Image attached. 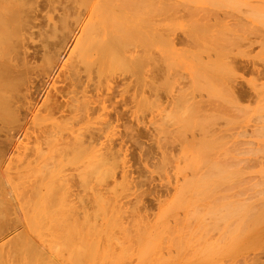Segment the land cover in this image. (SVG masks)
Returning <instances> with one entry per match:
<instances>
[{"label": "bare ground", "instance_id": "1", "mask_svg": "<svg viewBox=\"0 0 264 264\" xmlns=\"http://www.w3.org/2000/svg\"><path fill=\"white\" fill-rule=\"evenodd\" d=\"M160 1L161 0H46L47 2L46 4L49 6V11L47 10L48 12L45 13L46 9H44L45 11L43 12L45 14L44 15L40 14V15L44 17V21L47 27H46V30L44 31L43 29L39 30L38 28L40 27H38L37 29L39 30L38 31L39 35L41 36V40L43 42H47V43L50 42V43L55 44V51H56L55 54H57V56L55 54H54L55 56L54 55L52 57L50 56L51 58L49 59V62H59L60 61V64H61L63 62L61 61L63 57H66L65 59L66 62L63 63V65H66L68 69V74H70L72 77V80H73L72 83H74L75 85V88H73V90H71L70 92L68 91L69 97L66 96L68 97V100L67 101L64 100L65 104L68 106L69 114L65 116V119L59 120L51 115L45 114L46 112L43 114L44 111H42L43 106L45 107L44 110L46 111V108L48 109H53V107L57 108L56 105L60 104L58 102L59 96H58V93L56 92V90L58 91L59 89H57L54 83V80L50 77V74L48 73L47 76H45L48 79L46 81L48 83L47 85L48 88L46 90V87H45L44 90H46V92L43 95L44 96V99L42 98L43 101H41L35 95L36 93L35 85L36 84L34 85L30 84L31 81L32 83H34V81L32 80L34 78L30 76L32 78L30 79L29 78L30 73L28 74L27 70L26 71L23 70V68L30 67L31 65V62H30L31 60L30 58H28L30 57L28 53L29 49L28 50L26 49L25 44L28 45L29 47V44L26 42L34 41V38H35V36L33 37L32 35L33 34L35 35L33 28L38 25V23L35 20L39 18L38 17L39 11L37 13L39 0H0V126H2V128H6V131L8 133L6 134L7 136L5 135L6 137H4L5 140H3V142L0 139V264H223V256L228 254V253L227 254L224 253L225 248H226V251H228L227 247L234 246L235 239H237L236 235L238 236L239 234V233L238 234L236 233L239 232L240 227H238L239 229L237 228V226L234 228L235 225L233 224L237 223L236 219L237 218L239 219L240 215L242 218L246 217L245 212L243 213V210L245 211V209L247 208L245 209L242 208L241 206L243 204L239 205V203L241 202L243 203V201L245 200L238 202L237 204V201L235 202L234 195L228 192L230 191L229 188L233 184L231 185L230 183L229 185L230 187L227 186L226 190L228 191L226 193H229L228 195H230L231 198L234 197L233 199L234 201H232L231 198H228L229 200H227L225 197L226 193H224L225 196L223 195V186L227 184V182L229 184L230 180L232 181V179H230L231 177L233 178V181L236 183V180H238L237 173L238 175L239 173L241 174V171H238L239 169L238 170L235 169L233 171V169L231 168V163L229 167L228 166L227 167L232 169V171L230 169H227L226 166H223V153L224 152L225 153L226 152L228 153L237 152L238 154V152H244L245 154L248 152L250 153L252 152L253 154L255 152H258V153L264 152V128H262L264 124L259 125V128H262L260 129V131L255 130L258 128V127L255 128V125L252 126L254 128L252 131H250L251 129H249L248 126L246 127V130L250 132H253L255 130L256 133L254 132L255 133L254 135L256 139L254 140L252 139L246 140L245 138H241V136L243 135L246 136L247 134H250L253 137V133L252 134L249 132L246 133V131H244L243 129L242 130L246 133V135L244 134V132H242V130L241 132L243 133V135L238 134V131H237V134H235L236 133L235 130H234V134L232 133L233 132L232 129L233 128L237 129L238 125L236 126V124H239L240 122V120L239 122L236 121L235 118L236 117L240 118V115H241L240 113H242V115L244 113L245 114L249 113L248 110L243 111L244 110L243 107H242L243 109L242 111L244 113L242 111L238 113L241 110V109L240 110L238 109L240 105H238L239 107L237 108L236 104L238 103V101L235 102V104H234V101L236 99L233 101V98L235 97L233 96L234 94L239 93V95L240 94L242 95L244 94V92L246 93V91L248 90H243V88L242 89L237 88L238 86H236V84L238 82L235 84L237 88L236 90V88L233 86L234 83L232 84V81H231V79L236 78L232 76V71H231V69L234 67H232L229 70V67H227L226 65L227 63L221 60V58L224 57L222 56V54L225 55V57H227L228 54L232 53L231 51H230L231 53H229L228 50H224V48L226 49L225 46L228 43L230 45L231 43H235V41L232 42V40L235 39V37L234 38L232 37L233 34L231 36L233 39L227 40L229 39L228 38L229 36L226 33L225 34L228 37L224 34V32H226L225 31L226 29L222 31L221 28H219L222 31V35H223V39H221L223 40L222 41L223 44H225V46H223L221 41H219L220 38H222L221 37L222 35L219 34L220 30L217 28H215V30L213 29L215 34L218 33L215 36V34H213V30L211 29L214 27V25L212 24L213 25L212 26V25L207 24L208 22L204 19L205 14L203 16L200 15L201 17H198L199 15L198 13L201 11L198 10L197 11L198 13L196 12L198 8L196 4L194 6L193 4L190 5L191 2L196 3L197 1L195 0H194L195 2L191 0L189 4L187 3V6L188 5L191 7L193 6L194 8L195 6L197 7L196 10H194V8L192 7V9L195 12L191 9V7L189 9V6H188L187 7L188 9H185V12L186 13L188 12L187 15L185 12L179 15L177 13L179 17L181 15L182 16L186 15L183 17L189 16L186 22L190 20V23L187 24V26H191L193 24L191 28L197 27V29L195 28L194 31H192L191 28H187V27H184L183 29L184 30L187 29L186 30V32H188L187 34H189V36L191 35L193 36L192 39L195 40L198 46L201 45L200 47H202V45L205 44L202 48L206 49L207 51L200 50V52L201 54H203V52H206V53L208 52L209 54L207 55L209 57L208 58L209 61L205 59L206 57L205 58L203 57L204 62L207 61L206 63H204L201 60L203 59L201 58L202 55L200 53L199 55L197 52L194 53L196 50L192 52L190 50H187L189 51V53L191 52L193 55L195 54L194 56H189V58L192 57L190 59L186 58L187 54L183 52L181 53H183L184 56L182 55L180 57V54H181L180 53L179 57L176 56L175 59L172 57L174 59L172 60L175 61L176 64L178 63V66L179 64H182L183 62L187 63L188 66L186 68L188 70V74L190 75V78L188 80L192 82L191 85H193V88H194L191 90L192 91L197 90L196 93L199 92L198 93L199 95L198 96L195 95V96L199 97L198 98L199 100L198 99L197 100L200 102L195 100L196 97L194 96L195 97L194 101L196 104L193 105L194 102H192V99L190 102L191 104H188L189 102L186 103L187 105H189V107L193 105L192 106L193 110L191 109L192 113H190V109L189 110L185 109L187 107H184V106H183L184 108L181 107L186 102L187 97H186V100H184L185 102L183 101V104H181L182 100H180L181 103L179 102V100H177L179 104L181 105L180 106L178 104V106H180V109L181 108L183 109V110L181 109V111L182 112L184 111L183 113L180 112L182 116L180 117V113L178 114L177 110L175 109L176 111L174 114H178L179 118L177 117V115L174 116L173 112H170L172 115L170 114L169 115L170 117H169L166 113L167 109L165 108L166 117L167 118L169 117L168 119L172 121L171 124L176 123V122L178 124L180 122L182 125L184 123L182 127H184V130H187V132L184 134L183 140L181 139L182 136L178 138L180 141L177 139L181 143V145H179V143L177 144L179 146H182L183 148H188V152H182L183 155H181L180 156L181 158H180V157H176L175 152L173 151V154L175 155L174 157V155H172V152H169L170 150H168V147L166 146L167 148L165 149H167L166 151H168L169 156L168 155L167 157L165 156L167 154L165 152V149L163 151L165 153H163L162 156L166 158V159L164 158L166 164H169V165L172 164L171 167L176 168L177 167L176 164H173L172 162H175L177 160L180 163L181 159L186 162L187 167H185L186 169L184 168L181 169L180 170L181 172L179 174L180 166H178L179 167L178 171L174 172V174L176 175L179 174L180 177L175 176V178L177 177V179L175 180L174 178L173 183L171 181L173 178H171V180H166L164 177V179L168 182L167 184L164 183L166 184L165 186L167 187V189H165L162 186L161 187L166 190L165 193H169L168 196L170 195V193L172 194V196L171 197L169 196L170 197L169 198L167 195L165 196L163 195L164 197L167 196L169 199L166 197L168 201L167 203L165 201V204L160 207L161 208L159 210L160 212L158 216L155 217V219L150 218L151 215L152 214L154 215L155 213L152 207L150 210H153V213L150 215L148 212L147 214V216L149 215L148 217L146 215L143 216L142 213H141L142 215L139 213L138 207L135 206L137 205L135 201L137 203L140 202L139 200H137L139 198L135 197L136 200L134 198L132 199L134 202L132 201L127 202L128 200L126 198L131 197L132 194H133L132 197H134L135 190H134V185L131 184L132 171H130L129 169L130 168L128 165L129 161L126 158L127 157L126 155L128 154H125L126 152L124 153L123 151L124 148L122 147L124 145L122 144V141L121 142L116 141L117 140L116 137L118 133L117 131L119 130V129L117 130L118 125L116 124L118 123L117 122L118 120L117 118L116 120L111 119L112 117L110 118V115H109L110 113L108 114L102 111H101L102 113H99L100 112L99 110L104 111L110 107V106L108 107L107 102L105 103V101L108 100L107 97L110 96L109 94L111 90L110 91L108 90H109L110 85L114 84L112 80L114 78L117 79L116 77L120 78L123 76V79H120L122 80L121 82L122 87L121 86L120 87L123 89V92H128V94L130 95V102L132 103L131 106L133 105L131 114L133 116L132 118L136 120L137 127H139V125H142L145 122V119L147 118V116L150 115L148 118L151 117L150 119L152 120H150L151 122L149 123L152 124L153 122L155 124V126L153 125L154 126L153 128H154V131L156 132V135L159 137V139H162V141H164L165 139L167 140L168 137H171L174 135L173 133H171V131L173 130L169 131L168 127H166V125H163L165 124V122H163V124H160L161 118L165 121L166 117H165V114L164 116H162L164 112L163 113L159 112L160 111L159 109L161 108L160 106H162L163 103L162 105L159 106L161 101L159 102L158 98L159 96L162 95L163 91L161 92V95H160L159 94L160 92L158 93V89H159V84H160L159 81L162 78V76L160 77L162 73L161 57L164 54H166L164 52V47L165 46L169 47V44H171L167 42L168 43L167 45L165 43V39L163 37H159L160 32H161L160 29L163 28L161 27V25L159 28V24H162L159 21L161 20L163 22L165 21V19H169V15L173 12L172 10L175 6L174 7L170 6L172 7L170 10V7H169L170 3L167 4L169 1L166 4H165L166 2L165 0H162L161 3ZM181 1L182 0H178L175 2V0H173V2L171 1V3H174L173 5H175L176 3L177 5V2H178V6L182 7L183 5L180 6L181 3L186 4V2H188V0L186 1L184 0L182 2ZM211 1L210 3L208 2L211 5V8H212V5H215V3H213L214 1H217L216 8L217 6H219L218 4H221L222 6V4L225 3L224 1H226L227 3L230 1L232 2V5L230 4L229 6L228 5L229 3L228 4L225 3L223 6L224 7L234 6L235 9H237L236 11L239 10L237 8L238 4L240 5L243 3V2L241 3L238 0L237 2L233 0L235 3H233V1L231 0L229 1L228 0H224V1L214 0L212 3ZM251 1L249 2L251 3ZM259 1L257 0L256 2H259ZM179 2L181 3L179 4ZM260 2L261 3L259 4L256 3V5L251 3L253 7L250 6L251 7L250 11L248 10L249 7L247 8L245 6L247 8L246 10H248V12H250L251 14L250 13L247 14L246 10H244V12H246L248 16L251 15V18L253 21L256 20L257 22H259L257 23V25L252 23L255 28L264 27V0ZM236 3L238 4L236 5ZM246 5L248 6V4ZM185 6L186 5H184V7ZM221 6H219L218 8L220 9ZM208 7H205V8H208ZM211 8H208V9L212 10L213 8L212 9ZM216 8L213 9V11L218 10ZM39 9H40V6H39ZM163 9L166 10V13L168 14H167V17L165 18L166 16V13H165V16L163 17L164 19L163 18L160 19V17H162L161 14L163 15L165 12V11L163 12ZM161 10L163 13L161 12ZM167 10H170V13L169 11L167 12ZM158 11H160V13ZM174 11H176L175 8H174ZM182 11H184V9H182ZM234 14H231V15H234ZM156 15H160V17L157 18ZM195 18H197L198 20ZM41 21L43 22V20ZM204 21L207 22L206 24L209 26H207L206 24L203 25ZM247 22L248 21H246V23ZM194 23L196 24L194 25ZM235 23L236 22L232 24H235ZM215 24H217V22ZM252 24H251V27L254 29ZM258 24H260L261 26L260 25L258 26ZM184 25H186V23ZM43 26L45 27V24ZM224 26L226 27V25ZM227 27H228V24H227ZM242 27L243 29L246 28L244 24ZM165 28L168 29L169 28L168 25ZM227 30H229V27ZM258 30L256 29V31ZM180 31H178V33ZM193 32L194 33L196 32V33L194 34ZM231 32L234 33V31H231ZM261 33H264V31ZM195 35H196V38H194ZM262 36L264 37V35ZM161 39L164 41H161ZM174 39L176 40V38ZM198 40L199 41L201 40V42H199ZM37 42H40V41H37ZM163 42L165 43L164 47H163ZM245 42H246V39H245ZM188 43L190 44V42ZM218 44H220V46L222 45L223 47L221 48L220 46H218ZM228 45H227V48L230 47V45L229 46ZM42 46H45V43ZM191 46H193L192 43H191ZM209 46L212 48H210ZM32 47H35V46H32ZM32 47L30 49H33ZM160 47H163V48H160ZM241 47L243 46H240V48ZM220 48L224 50V53H220L221 52ZM216 49H218L219 52L218 51L215 52ZM168 50H165V51H168ZM208 50L209 51L211 50V52H214V54L215 53L221 54V55H218L220 57L218 61H216V59L212 61V58L210 57L211 54ZM174 51H172L171 49L169 50V52L172 54L176 52ZM37 52L38 51H36L35 54L33 53L32 55L36 56ZM239 54L240 53H238L237 55ZM42 55L44 56V54ZM39 56L40 55H38V57ZM59 56L62 57V59H60ZM216 56L217 55H215V57ZM233 56L234 58H236L235 55ZM163 58H165L164 60H167L171 57H169V55L166 54L164 55ZM33 59H35V61L38 60L36 59V57ZM253 59H256V58L254 57ZM39 60H40V57H39ZM223 60H226V59H223ZM41 62L42 61H40L39 63L41 64ZM171 62L167 61L168 63L167 65L171 66L169 67L168 71L171 70L173 67H174L173 69H175V65H174L175 63L172 62V65H171L170 64ZM254 63L255 65L257 64L256 62ZM167 65L165 66V69ZM241 65H243V62ZM82 69L85 71V75H86V76L84 75L85 77L83 76V78L85 79L87 77L85 82H87L88 85L91 86L93 93L95 92L96 97L99 98L97 102L101 101L103 105L97 106V104H95V100L93 99V96L89 94L90 90L87 89V87L85 86V84L87 85V83L84 84V81L82 79V73H81ZM36 70L38 72V69ZM36 70L34 69V71ZM259 70L260 68L258 69V71ZM56 72L59 73V70ZM185 73L187 74V72ZM260 73L258 74V76L260 75ZM33 74H35V72ZM36 74H35V77H36ZM231 76L233 78H231ZM259 77H262V74ZM169 78H171V76ZM237 78H239V76ZM56 80H57L56 82H58L59 79H56ZM245 80H248V79H245ZM42 83L43 82H41V84ZM261 83L264 84L263 82H260L259 84ZM37 85L39 86V84ZM66 85L68 84L66 83ZM57 86L59 85L57 84ZM116 86L115 88H112L111 86V88L116 89ZM78 87H80V89H78ZM166 87L169 88L168 86ZM181 87H179V89ZM43 88H41V90ZM67 88L68 87H66V90ZM253 89H256V88H253ZM254 91L256 92L255 94H258L257 95L258 97L260 95L259 94L260 90H258V87L256 90H253L252 93ZM187 93L185 95H187ZM192 93L195 94V92H192ZM262 93L260 95L261 97L262 95H264V91ZM121 94L122 93H120V95ZM246 95H248V93H246ZM112 96H116V94ZM165 96L167 95H164L163 98ZM60 97H61V94H60ZM127 98H129L128 95H127ZM235 98L238 99V97H235ZM124 99H122V101ZM166 99L167 98H165V100ZM113 100L110 99L111 102ZM125 100L126 102L129 101L127 99ZM220 100H221V103L223 101L222 104L224 107L227 106L229 110L232 111V113H238L239 116L235 115L236 116L235 117L232 114L225 113L226 111L224 108H222L224 109L223 111L220 110L221 113H223L222 114L223 125H225V127L224 128L222 127L223 136L221 135L219 137L217 136L218 134L215 133L219 129V127L213 130L214 125L212 126L210 125L214 123H211L210 121L207 122L205 119V116L207 120L209 119L212 120L213 119L212 117L216 116L217 118H219L221 114L220 113L218 114L217 112H213V113H217L219 116H217L216 114L215 115L212 114L213 115L212 116L210 113L209 115L208 114L206 115V113L202 114L203 111L201 110H204V109H202L201 107H203V105L207 103L206 101L208 102L210 101L213 103V102H218ZM258 100L259 101L257 100L256 101L264 102V96ZM59 101H61V99ZM177 101H176V104L178 103ZM126 102L122 106H125V104H127ZM130 102H128L129 106H130ZM42 103H43V106L41 105ZM199 103L201 104L204 103V104L200 105ZM218 104H220V102H218ZM218 104L211 105V106L219 107ZM258 104L260 105V103ZM262 105L263 104L261 103L260 106L263 108ZM211 106L209 105V108ZM252 106L251 108H249L251 109L250 110L251 113H252V108H253ZM258 106L257 108H259ZM172 107L174 106L172 105ZM172 107L170 106V108ZM197 107H200V108L197 109ZM66 108L67 107H64V109ZM148 109L150 111H147ZM199 109H201L200 110L201 113ZM23 110L26 112V114L24 113L25 115L24 114L22 115V112H24ZM186 110L189 111L190 113L189 115L191 114L193 115L195 114V115L194 116L191 115V117L188 116V113H186L187 112ZM217 111H218V108H217ZM229 113L231 112L229 111ZM259 113H260L259 116L262 117L261 119H263L264 109H262ZM253 114L255 115L254 111H253ZM185 115L187 118L185 117ZM202 115L204 116L203 120L201 119L203 118ZM158 116L159 117L162 116V117L159 118ZM208 116L211 118H209ZM256 116L258 117V114ZM182 118L183 119L185 118L186 120L185 119L183 120ZM190 119H191V122H190ZM157 120H159V122H157ZM219 120L220 119H218L216 123H218ZM257 120L253 122H256ZM212 121L213 122L215 121V117ZM242 121H244V119ZM260 121L261 120L259 119V122ZM263 121L264 119L262 120V122ZM209 122L211 123L210 125H209ZM146 123L147 121L145 122V125ZM168 123L170 122L168 121ZM186 123L187 124L189 123V126H186L187 125ZM28 124L33 125L34 128L36 126L40 129L35 135H33L34 136V139H33L34 141L32 140L33 144H30V141H31L30 139H29V143L26 144L25 142L24 144L23 141L20 140V137L15 136L13 134V131L16 130L15 128L17 126H25ZM181 125L178 124L180 130H182V127H180ZM193 125L195 126V130H194ZM215 125L217 126V124ZM198 126L199 127L201 126V127L199 128ZM207 126H210L212 130L210 129V131H207V132L204 131V133H202L201 130L203 131V130L209 129ZM132 127L133 126H130V128ZM143 127L141 126L142 129ZM196 127L197 129L199 128L200 130H196ZM202 127L204 129H202ZM240 127H243V125ZM2 128H0V134H1ZM28 129L25 128V130H28ZM133 129L135 128H132V130ZM25 130L23 131V133L25 132ZM37 130L35 129V132ZM132 130H130L131 132H129V130L126 131V134L128 136L130 135L134 136L133 133H135L136 131L138 133L140 132L139 128L135 129L134 131ZM27 132H26V135H27ZM14 133L17 134L16 132ZM23 133H22V136H23ZM167 133L173 134V135L170 136ZM3 134L4 133H2V135ZM18 134H21V133L18 132ZM158 137H155L153 141L156 140V138L158 140ZM118 138H120V136ZM175 141L176 140H173L172 142H175ZM254 141L261 145L257 147L254 146L256 145ZM157 142L159 143L160 141L158 140ZM168 142H169V138H168ZM2 143H6L7 148H5V145L3 146ZM245 143L247 144L246 146H245ZM177 144L175 145L177 146ZM156 146L158 145L156 144ZM168 146H170V144ZM181 148L180 147L178 148L179 152ZM189 148L190 150H193L191 154H189L190 152ZM217 149L219 152H220V149H223V152L219 153ZM177 155L179 156V154ZM178 158H180V160ZM172 159H176V160L173 161ZM151 160H155V159L152 158ZM15 161L16 162L18 161L16 165H15L16 163ZM238 163L239 162L237 161L236 164ZM146 164H148V162ZM156 165L158 166V164ZM164 167L165 166H163V168ZM168 167H167V170L169 169ZM163 168L161 167V169ZM262 168H259V169H262ZM172 169H169V170H171L172 172ZM148 171L150 172V170ZM151 171H154V170H151ZM163 171H166V170H163ZM260 171L262 172V170ZM223 173H225L224 174L225 177H223L224 176ZM150 174H147L146 176H149ZM167 174L169 173L167 172ZM173 175H171V177ZM234 175L237 176L236 180L234 178L235 177ZM262 176H264V174ZM93 177L96 180L95 184H97L96 185L97 187L94 186L95 184L93 185V182H94ZM153 177L155 179V175L154 176L151 175V178ZM159 179L161 180V178ZM167 179H168V176H167ZM148 180L149 179L147 178V182ZM233 181L232 183H234ZM163 182H161L159 185H161ZM261 182H263V180H261ZM255 183L253 182L252 184H254L255 186L257 184ZM90 184H92L94 188H91ZM246 184L247 183H245V185ZM136 188H137V184H136ZM233 188L235 189V186H233L231 189ZM257 189H260V188H257ZM253 190H254V187H253ZM232 192L234 193L235 191H232ZM234 194H237V193L235 192ZM241 195L243 194L241 193ZM260 195L261 194H259V196ZM223 196L225 197L224 198L225 201H223ZM164 197L163 199H165ZM124 199H126L125 202H124ZM236 199H239V197ZM127 203L133 204L132 206L138 209V210L131 209L132 206L131 208L127 207V210L129 208L131 209V215H132L131 217V215L128 213L127 216H125L126 218L132 219L131 222L128 221V219H126L128 224L126 221H124V216H122V215H126V214H122V212L125 211L124 208H126L125 206L127 205ZM161 203L163 204V202ZM234 203L238 206H236ZM244 205H246V203ZM244 205L243 207H245ZM132 210L136 211V213L134 214H136L137 216L133 215ZM126 212H130V211H126ZM247 213L249 214V212H246V214ZM242 218H240L241 221L243 220ZM254 223H255V220H254ZM239 224H242V223H239ZM223 227L226 228V230H224L225 233L223 232ZM215 230L218 232H216ZM248 231L249 230H247V232L245 233H248ZM214 232L216 233L214 234ZM211 234H213L214 236ZM236 245L238 246V244ZM236 247L234 248L236 249ZM232 251H234V249ZM235 253H237V251H235ZM227 257H230V256H227Z\"/></svg>", "mask_w": 264, "mask_h": 264}, {"label": "rangeland", "instance_id": "2", "mask_svg": "<svg viewBox=\"0 0 264 264\" xmlns=\"http://www.w3.org/2000/svg\"><path fill=\"white\" fill-rule=\"evenodd\" d=\"M162 1V0H161ZM161 1H160V3H161ZM166 2H165V4L167 3V4H169L170 3V5H169V7L170 6H172V7H174L175 8V10L177 11H174V8H173V14L171 15H169V19H165V21H159V22H161L162 24H159V28H160V25H161V27H163V28H161L160 29V35H159V37H163L164 39H165V43L168 45V43H171V44H169V47H164V42H163V47H164V52L166 53V54H168L169 55V57H171V58H169V59H167V60H164L165 58H163L164 57V55H166V54H164L162 57H161V59H162V63H161V71H162V73L161 72H159V73H161V75H160V77L162 76V78L160 79V81H159V89H158V93L161 95V92H162V97L161 96H159V94H158V96H159V102L161 101V103L159 104V106L160 105H162V103H163V105L162 106H160L161 108L159 109L160 111L159 112H164L163 114H162V116H164V114H165V111H166V109H167V111H166V113H167V115L169 116L171 113L170 112H173V115L174 116H176L177 115V117L179 118V116H178V114L180 113V112H182L181 111V109L182 108H184V107H187V108H185V109H190V113H192V106L194 105V104H196L195 103V101H194V98L196 97L195 95H199L198 93L199 92H197L196 93V91H192L191 89H194L193 88V85H191L192 84V82H190V80H188L189 78H190V75L188 74V70H187V63H182V64H179V66H181V67H179L178 66V63L176 64L175 63V61H173L175 58H176V56L177 57H179V54L181 53V52H183V53H186L187 54V57L186 58H189V56H194L191 52L192 51H195L194 53H200L201 54V52H200V50L201 51H205L206 49H204V48H202L205 44H203L202 45V47H200L201 45H197L196 44V42H195V40H193L192 38H193V36L191 35V36H189V34H187L188 32H186V30H184L183 28L184 27H187V28H191V26L193 25H191V26H187V24H189L190 23V20L188 21V22H186L187 21V19H188V17H183V16H186L187 15V13L185 12V9H188L187 7L189 6H187V3L189 4L190 2H191V0H188V2H186V4H183V3H181L182 1H184V0H182L181 2H179V4L181 3V5L180 6H182V7H179L178 6V2H177V5H176V3H175V5H173L174 3H171V1L173 2V0H165ZM176 1H178V0H175V2ZM186 1V0H185ZM194 1V0H193ZM195 1H197L196 3H190V5L191 4H193V6L196 4V6H198V8L195 6V8H194V10H196V8H197V10H196V12L199 10V11H201V12H197L199 15H198V17H201V16H203L204 14V19L208 22H203L204 24L203 25H205L206 23L207 24H209V25H214V27L213 28H211L212 30L214 29L215 30V28H217V29H219V28H221V30L222 31H224V29H226L225 31L226 32H224V34L229 38V39H227V40H232L234 37H235V39L234 40H232V42H234L235 41V43H231V45H230V47L229 48H227V45L225 46V44H223V40H221V39H223V35H222V31L220 30V35H222L221 37L222 38H220V40L219 41H221V43H222V45L223 46H225L226 47V49L224 48V50H228V52L229 53H231V54H228L227 55V57H225V55H223L222 54V56H224L223 58H221V60L222 61H224V62H226L225 64L227 65V67H229V70L232 68V67H234V68H232L231 69V71H232V76L235 78V79H231V81H232V84L234 83V87L236 88V86H238L237 88H243V90H248V91H246V93H248V95H246V93L244 92V94H240L239 95V93H236V94H234L233 96H235V97H238V99L237 98H233V101H234V104H235V102H237L238 101V103L236 104L237 105V108L239 107L238 105H240V107L238 108L239 110V112L238 113H240L243 109V111H249V113L248 112H246V113H248V114H245L243 111V113L245 114H243L242 115V113H240L241 115H240V118L239 117H236L235 115H237V116H239V114L238 113H232V111L231 110H229V108L227 107V106H223V101H222V103H221V100L220 101H218V102H220V104H218V102H208V101H206L207 103L206 104H204V103H199L200 105H203V107H201L202 109H204V110H201V109H199V111L201 110V111H203V113L202 114H205L206 113V115L208 114L209 115V113L212 115V114H216L217 116H219L218 114L220 113L221 114V116H222V114L223 113H221V111H223L224 109H225V113H228V114H232L233 116H235L236 118H235V120L236 121H238L239 122V120H240V122H239V124H240V126H242L243 125V127H240L239 126V124H236V126H237V129H235V128H233L232 130H233V134H234V130H235V134H237V131H238V134H240V135H243V133L242 132H244V131H246V133L247 132H249V133H253V137H252V135H250V134H247L246 135V133L244 132V134L246 135V136H241V138H245L246 140H249V139H252V140H254V139H256V137H255V130H258V131H260V129H262V128H264V126L262 127V128H259V125H262V124H264V121L262 122V120L264 119H261L262 117H260L259 116V112L262 110V109H264V102H262V101H260V102H257V101H259L258 99H261L264 95H262V97L260 96L261 95V93L264 91V84H259L260 82H263L264 83V37L262 36V35H264V33H261V32H263L264 31V27L262 28V27H258V28H255L254 27V25L253 24H255V25H257V23H259V22H257L256 20L255 21H253L252 20V18H251V15H247V14H249L250 12H248V10L250 11V8L251 7H253V5H251V3L252 4H254V5H256V3L257 4H259V3H261L260 1H263V0H258L259 2H256L257 0H238V1H240L242 4H238V3H236V5L238 4V11H236L237 9H235V7L234 6H232V7H228V6H223L225 3H227L226 1H224V0H222V1H224L225 3L224 4H222V6H221V4H218L219 6H221L220 7V9L218 8L219 6H217V8H216V2L217 1H214V0H195ZM194 1V2H195ZM204 1H205V3H204ZM206 1H207V3H206ZM210 1H211V3L213 2V3H215V5H212V8L213 9H218V10H214L213 11V9L211 8V5L209 4L210 3ZM229 1V0H228ZM231 1H233V0H231ZM249 1H251V3L249 2ZM45 4H44V3ZM209 2V3H208ZM235 2H237V0H235ZM234 1H233V3H235ZM245 2V3H244ZM40 3H41V5H40ZM47 2H46V0H39V5H38V10H37V13H38V11H39V13H38V17L39 18H37L35 21L38 23V25L37 26H35L34 28H33V30H34V32H35V35L33 34L32 36L34 37L35 36V38H34V41H28V42H26V43H28L29 44V47H28V45H26L25 43V46H26V49L28 50V53H29V55H30V57H28V58H30V62H31V65H30V67H27V68H23V70H27V72H28V74H29V78L30 79H32V78H34V79H32L33 81H34V83H32V81L30 82V84H32V85H34V84H36L35 86V91H36V93H35V95L41 100V101H43V99H44V94H45V92H46V90H47V88H48V83L46 82L48 79H47V77H45V76H47V74L49 73L50 74V77L54 80V83H55V85H56V87H57V89H59L58 91L56 90V92L58 93V96H59V99H58V102L60 103V104H58V105H56L57 106V108L55 109L54 107H53V109H48V108H46V111L44 110V106H43V103L41 104L43 107H42V111H44L43 112V114L45 113V114H47V115H51V116H53V117H55V118H57V119H65V116H67L68 114H69V110H68V106L65 104V102H64V100H68V97H69V92L71 91V90H73V88H75V85H74V83H72L73 82V80H72V77H71V75L70 74H68V69H67V67H66V65H63V63H65L66 61H65V59H66V57H63V59H62V57H60L59 56V58L60 59H62L61 61H63L61 64H60V61L59 62H49V59L56 53V51H55V44L54 43H50V42H43L42 40H41V36L39 35V30H42L43 29V31L44 30H46V27H47V25H46V23H45V21H44V17L43 16H41L40 14H42V15H44L45 13H47L48 11H49V6L46 4ZM163 3V2H162ZM229 3V4H228ZM227 4L230 6V4L232 5V2H228ZM250 3V4H249ZM226 4V5H227ZM245 4V5H244ZM246 4H248V6L246 5ZM160 5H162V4H160ZM184 5H186L185 7H184ZM208 5H209V7H208ZM39 6H40V9L42 10H40L39 9ZM48 6V7H47ZM162 6H164V5H162ZM178 6V7H177ZM201 6V7H200ZM208 7V8H211L212 10H209L208 8H205V7ZM241 6V7H240ZM248 8V10H246L247 8ZM251 6V7H250ZM168 7V6H167ZM172 7H170V10H171V8ZM184 7V8H183ZM190 7L191 6H189V9H190ZM192 7H191V9H192ZM224 7V8H223ZM164 8V7H163ZM179 8V9H178ZM200 8V9H199ZM203 8V9H202ZM232 8V9H231ZM234 8V9H233ZM242 10H241V9ZM244 8V9H243ZM44 9H46V11L44 10ZM161 9H162V7H161ZM167 9V8H166ZM169 9V8H168ZM182 9H184V11H182ZM202 9V10H201ZM208 9V10H207ZM229 9V10H228ZM48 10V11H47ZM170 10H167V12L169 11V13H170ZM193 10V9H192ZM193 10V11H194ZM205 10V11H204ZM222 10V11H221ZM225 10V11H224ZM234 10V11H233ZM244 10H246V12H247V14H246V12H244ZM41 11V12H40ZM43 11H45V13L43 12ZM165 11V12H164ZM189 11V10H188ZM203 11V12H202ZM208 11V12H207ZM218 11V12H217ZM240 11V12H239ZM159 13H160V11H158ZM157 12V13H158ZM161 12H162V10H161ZM163 12H164V14L162 15L161 14V16L162 17H160V15H156V17L157 18H159L160 17V19L161 18H163L164 16H165V13H166V10H164L163 9ZM162 12V13H163ZM186 13V15H181L180 17L178 16L179 14H183V13ZM195 12V11H194ZM208 14H207V13ZM158 13V14H159ZM174 13H176V14H174ZM177 13H178V15H177ZM202 13V14H201ZM234 13H236V14H234ZM155 14V13H154ZM167 14L168 13H166V16H165V18L167 17ZM214 14V15H213ZM217 14V15H216ZM231 14H234V15H231ZM239 14V15H238ZM251 14V13H250ZM177 15V16H176ZM197 15V14H196ZM201 15V16H200ZM212 15V16H211ZM237 15V16H236ZM172 18H171V17ZM175 18H174V17ZM221 16V17H220ZM233 17V19H232V17ZM242 16V17H241ZM248 16V17H247ZM40 17H41V19H40ZM42 17H43V19H42ZM186 18V19H185ZM211 18V19H210ZM221 18V19H220ZM240 18V19H239ZM164 19V18H163ZM195 19H197V18H195ZM216 21H215V20ZM236 19V20H235ZM41 20H43V22L41 21ZM194 20V19H193ZM198 20V19H197ZM196 20V21H197ZM208 20H210V21H208ZM212 20V21H211ZM220 20V21H219ZM229 20V21H228ZM172 21H173V23H172ZM192 21V20H191ZM203 21V20H202ZM202 21H201V23H202ZM215 21V22H214ZM246 21H248L247 23H246ZM251 21V22H250ZM217 22V24H215ZM224 22V23H223ZM234 22H236L235 24H237V25H235V24H232V23H234ZM246 24H245V23ZM39 23H40V25H39ZM164 23H166V24H164ZM170 23H171V25H170ZM186 23V25H184ZM201 23H200V25H201ZM240 23H242V24H240ZM253 23V24H252ZM45 24V27L43 26ZM163 24H164V26H163ZM196 23H194V25H195ZM198 24V23H197ZM206 24V25H207ZM227 24H228V27H229V30H227L228 29V27H227ZM243 24H244V26L247 28V30H246V28H244L243 29ZM251 24L253 25V27H254V29L251 27ZM42 25V26H41ZM168 25V29L167 28H165L166 26ZM179 25V26H178ZM209 25H207V26H209ZM212 25V26H213ZM224 25H226V27L223 26ZM235 25V26H234ZM260 24H258V26H259ZM217 26V27H216ZM238 26V27H237ZM261 26V25H260ZM38 27H40V28H38ZM250 27H251V29H250ZM257 27V26H256ZM39 30H38V29ZM171 28V29H170ZM175 28H176V30H175ZM177 28H179V29H177ZM197 29V27H192L191 29H192V31H194V29ZM235 30H234V29ZM241 28H242V30H241ZM163 29V30H162ZM166 29V30H165ZM200 29V28H199ZM233 29V30H232ZM237 29H238V31H237ZM253 29V30H252ZM256 29L258 30V31H256ZM180 31L179 33H178V31ZM189 30V29H188ZM207 30V29H206ZM205 30V31H206ZM214 30H213V34H215V32H214ZM255 30V31H254ZM261 30V31H260ZM165 31V32H164ZM172 31V32H171ZM184 31V32H183ZM191 31V30H190ZM191 31V32H192ZM198 31V30H197ZM202 31H204V30H202ZM231 31H234V33L233 32H231ZM217 32V31H216ZM258 32V33H257ZM38 33V34H37ZM169 33H170V35H169ZM171 33H172V35H171ZM194 33V32H193ZM196 33V32H195ZM194 33V34H195ZM245 33V34H244ZM250 33V34H249ZM255 33H257V34H255ZM165 34V35H164ZM186 34V35H185ZM192 34V33H191ZM216 34H218V33H216ZM216 34H215V36H216ZM230 34V35H229ZM232 34H233V36H232ZM240 34V35H239ZM244 34V35H243ZM38 35V36H37ZM162 35V36H161ZM174 35V36H173ZM176 35V36H175ZM198 35V34H197ZM219 35V36H220ZM255 35V36H254ZM40 36V37H39ZM167 36V37H166ZM173 38H172V37ZM219 36H217V37H219ZM225 36V37H226ZM233 38H232V37ZM252 36V37H251ZM262 36V37H261ZM39 39H38V38ZM188 37V38H187ZM240 37V38H239ZM174 38H176V40L174 39ZM194 38H196V35H195V37ZM248 38V39H247ZM38 39V40H37ZM219 39V38H218ZM217 39V40H218ZM245 39H246V42H245ZM188 40H190V41H188ZM249 40V41H248ZM256 40V41H255ZM37 41H40V42H37ZM161 41H164V40H162L161 39ZM175 41V42H174ZM187 41V42H186ZM192 41V42H191ZM199 41V40H198ZM255 41V42H254ZM258 41V42H257ZM30 42V43H29ZM168 42V43H167ZM188 42H190V44L188 43ZM197 45H195L194 43ZM199 42H201V40L199 41ZM260 42V43H259ZM45 43V46H42L43 44ZM191 43H192V45L193 46H191ZM217 43H219V42H217ZM227 43V42H226ZM241 43V44H240ZM32 44V45H31ZM35 44V45H34ZM187 44V45H186ZM190 46H189V45ZM199 44V43H198ZM255 44V45H254ZM40 47H39V46ZM50 45V46H49ZM51 45H52V47H51ZM54 45V46H53ZM171 45V46H170ZM220 46V44H218V46H220L221 48L223 47V46ZM228 45V46H229ZM232 45H233V47H232ZM239 45V46H238ZM253 45V46H252ZM32 46H35V47H32ZM213 46V45H212ZM217 46V45H216ZM240 46H243V47H241L240 48ZM33 48V49H30V48ZM53 47H54V49H53ZM163 47H160V48H163ZM188 47V48H187ZM199 47V48H198ZM210 47V46H209ZM208 47V48H209ZM214 47V46H213ZM261 47V48H260ZM36 48V49H35ZM48 48V49H47ZM172 50V51H174L175 53L174 54H172V53H170L169 52V50L170 49ZM187 48V49H186ZM210 48H212V47H210ZM215 48V47H214ZM217 48V47H216ZM220 48V53H224V50H222ZM240 48V49H239ZM245 48V49H244ZM34 49H35V51H34ZM40 49V50H39ZM43 49V50H42ZM45 49H47V50H45ZM169 49V50H168ZM219 49V48H218ZM218 49H216V51L215 52H217L218 51ZM230 49V50H229ZM232 49V50H231ZM243 49V50H242ZM42 50V51H41ZM44 50H45V52H44ZM165 50H168V51H165ZM185 50V51H184ZM187 50H190L191 52V54L189 53V51H187ZM199 52H198V51ZM236 50H237V52H236ZM248 50H250V51H248ZM251 50H253V51H251ZM256 50V51H255ZM261 50V51H260ZM32 51H34V52H32ZM36 51H38L37 53H36V56L34 55H32L33 53L35 54V52ZM49 51V52H48ZM207 51V50H206ZM209 51V50H208ZM231 51V52H230ZM248 51V52H247ZM170 54H169V53ZM210 52V57L212 58V61L213 60H215L216 59V61H218V59L220 58L218 55H221L220 53H215L214 54V52H211V50L209 51ZM219 52V51H218ZM226 52V51H225ZM233 52H235V53H233ZM251 52V53H250ZM253 52H254V54H253ZM262 52V53H261ZM40 53V54H39ZM44 54V56L42 55V54ZM52 53V54H51ZM183 53H181L180 54V57L183 55ZM189 53V54H188ZM206 52H203V54H201L202 56H201V58H205V59H207V61H209L208 60V55L207 54H209L208 52L205 54ZM238 53H240L239 55H237ZM245 53V54H244ZM185 54V55H186ZM199 54V55H200ZM205 54V55H204ZM260 54V55H259ZM28 55V56H29ZM32 55V56H31ZM38 55H40L39 57H40V60H39V57H38ZM43 57H42V56ZM47 55V56H46ZM56 56H57V54H55ZM54 55V56H55ZM174 55V56H173ZM215 55H217L216 57H215ZM233 55H235V57L236 58H234V56ZM244 55V56H243ZM246 55V56H245ZM259 55V56H258ZM51 56V57H50ZM63 56V55H62ZM184 56V55H183ZM221 56V57H222ZM231 56V57H230ZM247 56H249V57H247ZM258 56V57H257ZM36 57V59H38V60H36L35 61V59H33V58H35ZM42 57V58H41ZM166 57V56H165ZM168 57V56H167ZM174 59H173V58ZM184 57V58H185ZM242 57H244V58H242ZM256 58V59H253V58ZM263 57V58H262ZM190 58H192V57H190ZM189 58V59H190ZM201 58H199V59H201ZM204 58L203 59H201L203 62H204ZM210 58V59H211ZM257 58H258V60H257ZM173 59V60H172ZM223 59H226V60H223ZM229 59V60H228ZM231 59H232V61H231ZM235 59V60H234ZM238 59V60H237ZM163 60H164V62H163ZM171 60H172V62H174L173 64L175 65V69H171V70H169L168 71V69H169V67H171V66H168L167 64V61H169V62H171ZM220 60V61H221ZM240 60V61H239ZM253 60V61H252ZM257 60V61H256ZM262 60V61H261ZM40 61H42L41 62V64H42V66H41V64L39 63ZM47 61V62H46ZM166 61V62H165ZM201 61V62H202ZM206 61V62H207ZM216 61H214V62H216ZM245 61V62H244ZM260 61V62H259ZM172 62L170 63L171 65H172ZM202 62V63H203ZM206 62H204V63H206ZM230 62V63H229ZM242 62H243V65H241L242 64ZM247 62H249V63H247ZM254 62H256L257 64L255 65V63ZM36 63V64H35ZM44 63V64H43ZM45 63H46V65H45ZM165 63V64H164ZM210 63V62H209ZM247 63V64H246ZM47 64H48V66L50 67H48L47 66ZM57 64V65H56ZM169 64V65H170ZM236 64V65H235ZM253 64V65H252ZM33 65V66H32ZM45 65V66H44ZM55 65V66H54ZM164 65V66H163ZM167 65V67H166V69H165V66ZM173 65V66H174ZM234 65V66H233ZM241 65V66H240ZM255 65V66H254ZM38 66V67H37ZM41 66V67H40ZM53 66V67H52ZM59 66H61V67H59ZM182 66H183V68H182ZM245 66V67H244ZM259 66V67H258ZM39 67H40V69H39ZM43 67V68H42ZM46 67V68H45ZM55 67V68H54ZM248 67V68H247ZM176 68H177V70H176ZM256 68H260V72H262V73H260L259 71H258V69H256ZM33 69V70H32ZM34 69L36 70V69H38V72H37V70L36 71H34ZM53 69V70H52ZM180 69V70H179ZM247 69V70H246ZM255 69V70H254ZM22 70V71H23ZM46 70V71H45ZM55 70V71H54ZM59 70V73L58 72H56V71H58ZM235 70V71H234ZM238 72H237V71ZM257 70V71H256ZM40 71V72H39ZM41 71H42V73H41ZM48 71V72H47ZM62 71V72H61ZM181 71H182V73H181ZM256 71V72H255ZM32 72V73H31ZM35 72V74H36V77H35V74H33ZM57 74H56V73ZM65 72V73H64ZM67 72V73H66ZM167 72V73H166ZM185 72H187V74L185 73ZM26 73V72H25ZM53 73V74H52ZM63 75H62V74ZM81 73H82V79H83V81H84V84L85 83H87V82H85L86 81V79H87V77L84 79L83 78V76L85 75V71L82 69L81 70ZM173 73V74H172ZM256 73V74H255ZM260 73V75L262 74V77H259L258 76V74ZM39 74V75H38ZM44 74H46V75H44ZM66 76H65V75ZM180 74V75H179ZM182 74V75H181ZM40 75H42V76H40ZM44 75V76H43ZM61 77H60V76ZM69 77H68V76ZM171 76V78H169L170 76ZM256 75H257V77H256ZM32 78H31V77ZM57 76V77H56ZM63 76H64V78H63ZM86 76V75H85ZM84 76V77H85ZM165 76V77H164ZM182 77V79H181V77ZM189 76V77H188ZM231 76V78H233ZM239 76V78H237ZM45 77V78H44ZM59 77V78H58ZM71 77V78H70ZM159 77V78H160ZM183 77H184V79H183ZM254 77V78H253ZM36 78V79H35ZM117 79H113L112 80V82H114V84H112V85H110V87H109V90L108 91H110L111 90V92H110V96L109 95H107V96H109V97H107V99L108 100H106L105 101V103L107 102V105H108V107L109 108H111V109H107V110H99L98 112L99 113H102V112H105V113H110L109 115H110V118L111 119H115L116 120V118H117V122L118 123H116L117 125H118V127H117V142H121L122 141V144L124 145L122 148H124V153L125 154H128V155H126L127 157V160L129 161H127L129 164V169H130V171H132V173H131V178H132V180H131V184H133L134 185V197H132V195H131V197H128V198H126L128 201L127 202H134L132 199L134 198L135 200H136V198L135 197H137V198H139V199H137V200H139L140 202V204L139 203H137L136 201H135V203L138 205H135L136 207H138V209H139V213L141 214H143V216L144 215H146L147 216V214H148V212H149V214L151 215L152 213H153V210H154V215L152 214L151 215V219H155V217L156 216H158V214H159V210L161 209L160 207L161 206H163L164 204H165V201H166V203H167V201H168V199L172 196V194L170 193V197L168 196V194L169 193H165L166 192V190L165 189H167V187L165 186L168 182L166 181V180H171V178H173L171 181H172V183H173V180H174V178H175V176H177V177H180L179 176V174H180V170L181 169H186L185 167H187V164H186V162L184 161V160H180V156L181 155H183L182 154V152H188V148H183L182 146H179V145H181V143L179 142L180 140L178 139V138H180L181 136V139L183 140V137H184V134L187 132V130H184V127H182V125H184V123L181 125V123L179 122L178 124H180L181 126L180 127H182V130H180L179 129V126H178V124H177V122L176 123H172L171 124V122L172 121H170V119H168L167 117H166V114H165V121L161 118L162 116H158L159 118H161V123L160 124H163V122H165V124H163V125H166V127H168V130L170 131V130H173V131H171V133H173V134H169V133H167V134H169L170 136L171 135H173V136H171V137H168L169 138V142H168V138H167V140L165 141L164 139V141H162V139H159V137L156 135V132L154 131V126H155V124L152 122V124H150L149 122H151L150 120H152V119H150V118H148L150 115H148V113H150V112H148L147 113V118L145 119V122L147 121V123H146V125H145V122L142 124V125H139V127H137V125H136V120L135 119H133L132 117V114H131V110H132V106H131V102H130V95L128 94V92H123V89L121 88L122 87V84H121V82H122V80H120V79H123V76L122 77H116ZM118 78H119V80H118ZM185 78H187V79H185ZM241 78V79H240ZM259 78V79H258ZM261 78V79H260ZM39 79H41V80H39ZM45 79V80H44ZM56 79H59L58 80V82H56L57 80ZM71 79V80H70ZM175 79V80H174ZM243 79V80H242ZM245 79H248V80H245ZM253 79H254V81H253ZM263 79V80H262ZM44 80V81H43ZM61 80H62V82H61ZM64 80H65V82H64ZM67 80V81H66ZM172 80V81H171ZM182 80V81H181ZM253 82H252V81ZM259 80H261V81H259ZM38 81V82H37ZM120 81V82H119ZM167 81V82H166ZM172 83H171V82ZM181 81V82H180ZM41 82H43L42 84H41ZM119 82V83H118ZM163 82H164V84H163ZM223 82V81H222ZM238 82V83H237ZM251 82V83H250ZM65 83V84H64ZM66 83L68 84V85H66ZM70 83V84H69ZM116 83V84H115ZM176 83V84H175ZM178 83V84H177ZM184 83H186V84H184ZM189 83H190V85H189ZM237 83V84H236ZM240 83V84H239ZM246 83V84H245ZM253 83V84H252ZM37 84H39V86L37 85ZM41 84V85H40ZM57 84L59 85V86H57ZM162 84V85H161ZM172 86H171V85ZM180 84V85H179ZM235 84H236V86H235ZM242 84V85H241ZM259 84V85H258ZM63 85V86H62ZM66 85V86H65ZM117 85V86H116ZM119 85V86H118ZM174 85V86H173ZM241 85V86H240ZM248 85V86H247ZM254 86V87H252V86ZM258 85V86H257ZM61 86V87H60ZM72 86V87H71ZM85 86L87 87V89H89L90 90V92H89V94L90 95H92L93 96V99L95 100V104H97V106L99 105H103V103H101V101H98L97 102V100H99V98H97L96 97V95H95V92L93 93V91H92V88H91V86H89L88 85V83H87V85L85 84ZM89 86V87H88ZM111 86H112V88H115V86H116V89H112L111 88ZM121 86V87H120ZM166 86H168L169 88H167ZM181 86H183V87H181ZM190 86H192V87H190ZM240 86V87H239ZM255 86H257L258 87V90H260L259 91V96L257 97V95L258 94H255L256 92L254 91L253 93H252V91L253 90H256L257 89V87H255ZM38 87V88H37ZM40 87V88H39ZM44 87V88H43ZM45 87H46V90H44L45 89ZM65 88V90H64V88ZM66 87H68L67 88V90H66ZM179 87H181L180 89H179ZM190 89H189V88ZM246 87V88H245ZM250 87V88H249ZM261 87V88H260ZM262 87H263V89H262ZM36 88H37V90H36ZM41 88H43L42 90H41ZM91 88V89H90ZM121 88V89H120ZM237 88H236V90H237ZM248 88V89H247ZM253 88H256V89H253ZM40 91H39V90ZM62 89V90H61ZM70 89V90H69ZM78 89H80V87H78ZM252 89V90H251ZM61 90V91H60ZM64 90V91H63ZM115 90V91H114ZM167 90V91H166ZM179 90V91H178ZM184 92H182V91ZM251 90V91H250ZM69 91V92H68ZM113 91V92H112ZM181 91V92H180ZM189 91V92H188ZM195 92V94L194 93H192V92ZM39 92V93H38ZM43 92V93H42ZM64 92V93H63ZM174 92V93H173ZM188 92V93H187ZM62 93H63V95H62ZM109 93V92H108ZM112 93V94H111ZM118 93V94H117ZM120 93H122L121 95H120ZM178 93V94H177ZM187 93V95H185ZM190 93V94H189ZM249 93H251V94H249ZM60 94H61V97H60ZM66 94V95H65ZM116 94V96H112V95H115ZM125 94H127L128 95V97L129 98H127V95H125ZM167 95V96H165L164 98H163V96L164 95ZM170 94H172V95H170ZM185 95V96H183V95ZM192 94H194V95H192ZM263 94V93H262ZM118 95V96H117ZM121 97H120V96ZM180 96V97H178V96ZM181 95H182V97H181ZM237 95V96H236ZM243 95H245V96H243ZM256 95V96H255ZM66 96H68V97H66ZM174 96V97H173ZM195 96V97H194ZM232 96V95H231ZM64 97V98H63ZM116 97V98H115ZM117 97H119V98H117ZM161 97V98H160ZM169 97V98H168ZM173 97V98H172ZM175 97H176V99H175ZM178 97V98H177ZM184 97V98H183ZM186 97H187V100H186ZM193 97V98H192ZM207 97V96H206ZM244 97V98H243ZM248 97V98H247ZM43 98V99H42ZM95 98H97V99H95ZM106 98V97H105ZM113 98H114V100H113ZM127 99V100H129V101H127L126 102V100L125 99ZM165 98H167L166 100H165ZM183 98V99H182ZM199 97H196L195 98V100H197ZM258 98V99H257ZM61 99V101H59ZM102 99H103V97H102ZM101 99V100H102ZM110 99H112L113 101L111 102L110 101ZM122 99H124L123 101H122ZM174 99V100H173ZM189 99V100H188ZM191 99H192V102H194L193 103V105H191V107H189V105H187L186 103H188V104H191L190 102H191ZM208 99V98H207ZM242 99V100H241ZM245 99V100H244ZM121 100V101H120ZM177 100H179V102L181 103V101L180 100H182V103L181 104H183V101L184 100H186V102L181 106L180 104H179V102L177 101ZM199 100V99H198ZM197 100V101H198ZM241 100V101H240ZM257 100V101H256ZM109 101H110V103H109ZM116 101H118V102H116ZM168 103H167V102ZM172 101V102H171ZM176 101L178 102L177 104H176ZM196 101V102H197ZM243 101V102H242ZM245 101V102H244ZM250 101H251V103H250ZM62 102V103H61ZM64 102V103H63ZM127 103V104H125V106H122V105H124V103ZM128 102H130V106L128 105L129 103ZM198 102H200V101H198ZM197 102V103H198ZM256 103V104H254V103ZM116 103V104H115ZM122 103V104H121ZM167 103V104H166ZM171 103V104H170ZM210 103V104H209ZM253 103V104H252ZM258 103H260V105H261V103L263 104L262 106H263V108L258 104ZM64 104V105H63ZM178 104L182 107L181 109H180V106H178ZM211 106V105H215V104H218V106L220 107H215V106H211L210 108H209V105ZM248 104V105H247ZM61 105V106H60ZM67 107L66 109H64V107ZM113 105V106H112ZM122 107H121V106ZM126 105H127V107H126ZM172 105L174 106V107H172ZM208 105V106H207ZM222 105V106H221ZM246 105V106H245ZM252 105H254V106H252L253 108H252V113L250 112V110L251 109H249V108H251V106ZM259 105V106H258ZM170 106L172 107V108H170ZM184 106V107H183ZM197 106V105H196ZM206 106V107H205ZM217 106V105H216ZM257 106L260 108H257ZM61 107V108H60ZM113 107V108H112ZM126 107V108H125ZM131 109H130V108ZM177 107V108H176ZM195 107V106H194ZM213 107H215V108H213ZM242 107H243V109H242ZM64 110H63V109ZM166 108V109H165ZM198 108H200V107H197V109ZM208 108V109H207ZM212 108V109H211ZM217 108H218V111H217ZM222 108H224V109H222ZM262 108V109H261ZM59 109V110H58ZM61 109V110H60ZM128 109V110H127ZM165 109V110H164ZM177 110V112H178V114H174L175 113V111ZM192 109V110H191ZM255 109V110H254ZM50 110V111H49ZM58 110V111H57ZM67 110V111H66ZM111 112H110V111ZM112 110H113V112H112ZM162 110V111H161ZM170 110V111H169ZM172 110H174V111H172ZM183 110V109H182ZM216 110V111H215ZM221 110V111H220ZM228 110V111H227ZM259 112H258V111ZM24 111V110H23ZM58 113H57V112ZM102 111V112H101ZM107 111V112H106ZM109 111V112H108ZM128 111V112H127ZM147 111H150L149 109L147 110ZM187 111V110H186ZM196 111V110H195ZM194 111V112H195ZM201 111H200V113H201ZM220 111V112H219ZM229 111L231 112V113H229ZM253 111L255 112V115L253 114ZM54 112V113H53ZM63 114H62V113ZM129 112H130V114H129ZM158 112V113H159ZM176 112V113H177ZM184 112V111H183ZM182 112V113H183ZM197 112V111H196ZM195 112V113H196ZM213 112H217V113H213ZM235 112V111H234ZM26 114V112L24 111V112H22V115L23 114ZM60 113V114H59ZM67 113V114H66ZM118 113V114H117ZM128 113V114H127ZM186 113H188V116H190L191 117V115H193V114H191V115H189L190 113H189V111H187ZM24 114V115H25ZM59 114V115H58ZM66 114V115H65ZM115 114V115H114ZM199 114V113H198ZM254 115V117H253V115ZM258 114V117H259V119L261 120L260 122H259V119H258V117L256 116ZM62 115V116H61ZM113 115V116H112ZM172 115V114H171ZM195 115V114H194ZM193 115V116H194ZM247 115H249V116H247ZM64 116V117H63ZM116 116V117H115ZM131 116V117H130ZM199 116V115H198ZM197 116V117H198ZM213 116V115H212ZM220 116V117H221ZM243 116V117H242ZM23 117V116H22ZM180 117H182L181 116V113H180ZM184 117V116H183ZM185 117H186V115H185ZM202 117L203 118H201L202 120L204 119V116L202 115ZM209 117V116H208ZM214 117H215V121L213 122L212 120L214 119ZM214 117H212L213 119L212 120H210L209 118H211V117H209L208 119L209 120H207V118H206V116H205V119H206V121L208 122V121H210L211 123H214V124H211L210 122H209V125L210 126H212V125H214L212 128H213V130L215 129V128H217V127H219V129L215 132V133H217L216 135L217 136H223V128L225 127V125H223V116L220 118H217L216 116H214ZM247 117V118H246ZM253 117V118H252ZM67 118V117H66ZM158 118V119H159ZM187 118V117H186ZM244 119V121H242L243 119ZM251 118V119H250ZM258 120H257V119ZM170 122V123H168V121ZM181 119V118H180ZM183 119V118H182ZM185 119V118H184ZM183 119V120H184ZM218 119H220L219 121H218V123H216L217 122V120ZM160 120V119H159ZM159 120H157V122H159ZM186 120V119H185ZM221 120H222V122H221ZM255 120H257L256 122H253V121H255ZM133 122V123H132ZM167 122V123H166ZM188 122V121H187ZM190 122H191V119H190ZM189 122V123H190ZM220 122V123H219ZM243 122V123H242ZM189 123L186 125V126H189ZM127 124V125H126ZM149 124V125H148ZM174 124V125H173ZM177 124V125H176ZM215 124H217V126L215 125ZM219 124V125H218ZM250 126H249V125ZM154 125V126H153ZM171 125H173V126H171ZM223 125V126H222ZM255 125V128H257V129H255L253 132H250V131H252L254 128L252 127V126H254ZM125 126V127H124ZM130 126H133L132 128H135V129H140L139 131V133H138V135H137V133L135 132V133H133L134 134V136H128L127 134H126V131H128L129 130V132H131L130 130H132V128H130ZM141 126L143 127H146V126H148V127H146V128H144L143 127V129L141 128ZM150 126H152V127H150ZM185 126V127H186ZM194 126V125H193ZM192 126V127H193ZM210 126H207L209 129H207V128H205V129H207V130H201V132L202 133H204V131H210ZM235 126V127H236ZM248 126V128L249 129H251L250 131H247L246 130V127ZM19 127V128H18ZM28 127H29V129H28ZM32 129H31V128ZM137 127V128H136ZM175 127V128H174ZM190 127H191V125H190ZM199 127V126H198ZM201 127V126H200ZM199 127V128H200ZM223 127V128H222ZM0 128H2V126H0ZM21 128V129H20ZM25 128L26 129H28V130H25ZM128 128V129H127ZM170 128V129H169ZM172 128V129H171ZM187 128V127H186ZM197 129V127H196V130H200V129ZM239 128V129H238ZM5 129V130H4ZM16 129V130H15ZM14 130L15 131H13V134L15 135V136H18V137H20V140H22L23 141V143L25 144V142H26V144L27 143H29V139L31 140L30 141V144H33V139H34V136L33 135H35L40 129L38 128V127H36L35 126V128H34V126L33 125H25V126H17L16 128H15ZM17 129H18V131H17ZM35 129L37 130L36 132H35ZM127 129V130H126ZM135 129H133L132 131H134ZM150 129V130H149ZM175 129V130H174ZM202 129H204L203 127H202ZM244 131H243V130ZM2 131H1V134H0V139L2 140V142H3V140H5V138L4 137H6L7 135L6 134H8L7 133V131H6V128H2L1 129ZM25 130V132L23 133V131ZM149 130V131H148ZM194 130H195V126H194ZM212 130V129H211ZM220 130V131H219ZM222 130V131H221ZM241 130H242V132H241ZM22 131V132H21ZM28 131V132H27ZM30 131V132H29ZM153 131V132H152ZM176 131H177V133H176ZM183 131H185V132H183ZM190 131V130H189ZM192 131H193V129H192ZM14 132H16L17 134H15ZM18 132L19 133H21V134H18ZM26 132H27V135H26ZM33 132H34V134H33ZM200 132V131H199ZM255 132V133H254ZM2 133H4L3 135H2ZM22 133H23V136H22ZM29 133V134H28ZM125 133V134H124ZM181 133H183V134H181ZM201 133V134H202ZM212 133V132H211ZM210 133V134H211ZM214 133V132H213ZM242 133V134H241ZM25 134V135H24ZM31 134V135H30ZM132 134V135H133ZM149 134H151V135H149ZM2 135V136H1ZM6 135V136H5ZM140 135V136H139ZM180 135V136H179ZM250 135V136H249ZM22 136V137H21ZM29 136H31L32 137V139H31V137H29ZM120 136V138H118ZM127 136V137H126ZM151 136H153V137H151ZM158 137V140L161 142H157L158 140H157V138H156V140H154L153 141V139H155V137ZM17 137V138H18ZM130 137H132V138H130ZM200 137V136H199ZM27 138V139H26ZM129 138V139H128ZM172 138H173V140H176L175 142H172L173 140H172ZM175 138V139H174ZM150 139V140H149ZM179 141H178V140ZM33 140V141H32ZM118 140H120V141H118ZM124 140V141H123ZM132 140V141H131ZM134 140V141H133ZM135 140H137V141H135ZM139 140V141H138ZM5 142V141H4ZM32 142V143H31ZM154 142V143H153ZM166 142V143H165ZM170 142H172V143H170ZM255 142V141H254ZM162 143H164V144H162ZM177 144V143H179V145L177 144V146L175 145V144ZM182 143H183V141H182ZM156 144L160 147H158V146H156ZM166 144H170V146H171V148H170V146H168V145H166ZM185 144V143H184ZM253 144V143H252ZM251 144V145H252ZM255 144L256 145H254V146H259V145H261V144H259V143H257V142H255ZM2 145L4 146L5 145V148H7V145H6V143H2ZM29 145V144H28ZM137 145V146H136ZM172 145H174V146H172ZM247 144L245 143V146H246ZM156 146V147H155ZM168 147V150H170L169 152H172V155H174L173 154V151L175 152V155H176V157H180V158H178L181 162L179 163V161H177L176 159H172L173 161H175V162H172L173 164H176V168H174V167H171V165L172 164H166V162H165V157H163L162 155H163V153H167L165 156L167 157V155L169 154L168 153V151H166L167 149H165V148H167ZM181 148H183V150H182V148H181V150H180V152L178 151V148L179 147ZM141 147V148H140ZM158 147V148H157ZM173 147H175V148H173ZM141 149V150H140ZM143 149V150H142ZM159 149V150H158ZM164 149H165V152H163L164 151ZM162 150V151H161ZM189 150H190V148H189ZM144 151V152H143ZM192 151L193 150H190V152H189V154H191L192 153ZM217 151H218V149H217ZM216 151V152H217ZM128 152V153H127ZM161 152H162V154H161ZM178 152V153H177ZM219 152V151H218ZM220 152H223V149H220ZM219 152V153H220ZM15 153V152H14ZM230 153V152H229ZM228 152H224L223 153V166H226V168L227 169H230V168H228L229 167V165H230V163H231V168L233 169V171L235 170V169H239L238 171H241V174L239 173V175L241 176H239L238 175V173H237V176H233L234 178H235V180H236V177H237V179L238 180H236V183L233 181V178L231 177L230 179H232V181L234 182V183H232V181L230 180L229 181V184H228V182H227V184H223L224 186H223V195H224V193H226L228 190H226L227 189V186H229L230 185V183H231V187L229 188L230 189V191H228V192H230L231 194H233L234 195V197H235V202L237 201V204H238V202H241V201H243V200H245V201H243V203L241 202V203H239V205H241V204H245L246 203V205H244L245 207H243V205L241 206L242 208H247V209H245V211L243 210V213L245 212V215H246V217H241V215H240V218H242L243 220L241 221V219L239 218H237L236 216V224H233V225H235L234 226V228L237 226V228L238 227H240V229H239V232H237L236 234H238V236L236 235V238L237 239H235V242H234V246H231V247H227V249H228V251H226V248H225V250H224V253L225 254H230V255H224L223 256V264H264V197H262V196H264V176H262L263 174H264V168H262V167H264V152H255V153H257V154H255V153H253L252 154V152L250 153V152H248V153H245L244 154V152H238V154H237V152H231L230 154H229ZM235 153V154H234ZM241 153H243V154H241ZM134 154V155H133ZM177 154H179V156L177 155ZM142 155H144V156H142ZM171 155V154H170ZM171 155V156H172ZM175 155H174V157H175ZM135 156V157H134ZM169 156V155H168ZM230 156H232V157H230ZM173 157V158H174ZM226 157V158H225ZM155 159V160H151V159ZM165 158V159H164ZM237 159V160H236ZM238 159H240V160H238ZM243 161H242V160ZM143 160V161H142ZM149 160V161H148ZM158 160V161H157ZM226 160V161H225ZM228 160V161H227ZM146 161V162H145ZM151 161H153V162H151ZM239 162L238 164H236V162ZM240 161H242V162H240ZM16 162V161H15ZM18 162V161H17ZM17 162L15 163V165L17 164ZM145 162V163H144ZM148 162V164H146ZM225 162V163H224ZM235 162V163H234ZM154 163V164H153ZM158 164V166L156 165V164ZM161 163H162V165H161ZM182 163V164H181ZM227 163V164H226ZM145 164V165H144ZM152 164V165H151ZM165 164V165H164ZM181 164V165H180ZM235 164V165H234ZM261 164V165H260ZM150 165V166H149ZM154 165V166H153ZM167 165V166H166ZM240 165V166H239ZM242 165V166H241ZM263 165V166H262ZM158 168H157V167ZM160 166V167H159ZM163 166H165L164 168H163ZM169 166V167H168ZM173 166H175V165H173ZM178 166H180V168L178 167ZM228 166V167H227ZM235 166V167H234ZM248 166V167H247ZM156 168V169H154V168ZM161 167L163 168V169H161ZM167 167L169 168V169H172V168H174V169H172V172H171V170H167ZM247 167V168H246ZM254 167V168H253ZM141 168V169H140ZM144 168V169H143ZM146 168V169H145ZM178 168H179V174H174V172H176V171H178ZM256 168V169H255ZM259 168H262V169H259ZM132 169V170H131ZM150 170V172H151V174H150V172L148 171V170ZM232 169H230L231 171H232ZM240 169H242V170H240ZM246 169H247V171H246ZM253 169V170H252ZM13 170H14V168H13ZM13 170H11V171H13ZM143 170H145V171H143ZM151 170H154V171H151ZM156 170V171H155ZM160 170V171H159ZM163 170H166V171H163ZM174 170V171H173ZM249 170V171H248ZM260 170H262V172L260 171ZM159 171V172H158ZM170 171V172H169ZM260 171V172H259ZM146 172H147V174H150L149 176H146L147 174H146ZM161 172V173H160ZM167 172L169 173V174H167ZM246 172V173H245ZM155 173V174H154ZM157 173V174H156ZM158 173H159V175H158ZM164 173V174H163ZM155 175V179H154V177L153 178H151V175L152 176H154ZM162 174V175H161ZM173 175L172 177H171V175ZM225 173H223V175H224ZM261 174V175H260ZM164 175V176H163ZM256 175V176H255ZM146 176V177H145ZM167 176H168V179H167ZM243 176V177H242ZM134 177H136V178H134ZM141 177H143V178H141ZM164 177H165V179H164ZM170 177V178H169ZM177 177L175 178V180L177 179ZM223 177H225V175L223 176ZM240 177V178H239ZM252 177V178H251ZM257 177H258V179H257ZM94 178V177H93ZM93 178H91V179H93ZM140 178V179H139ZM145 178V179H144ZM147 178L150 180H148V182H147ZM159 178H161V180L159 179ZM259 178H260V180H259ZM157 179H159V180H157ZM94 180V182H93V185L95 184V178L93 179ZM154 180H155V182H154ZM225 180V179H224ZM256 180H258V181H256ZM261 180H263V182H261ZM90 181V180H89ZM141 181V182H140ZM153 181V182H152ZM164 181V182H163ZM238 181V182H237ZM247 181H249V182H247ZM252 181V182H251ZM255 181H256V183L258 184V183H260V184H256L255 183ZM139 182V183H138ZM147 182V183H146ZM150 182V183H149ZM161 182H163L161 185H159ZM175 182V181H174ZM240 182V183H239ZM242 182H243V184H242ZM251 182V183H250ZM255 183L256 185L254 186V184H252V183ZM89 183H91V182H89ZM143 185H142V184ZM154 185H153V184ZM164 183H166V184H164ZM171 183V184H172ZM245 183H247L246 185H245ZM262 183H263V185H262ZM136 184H137V188H136ZM251 184V185H250ZM91 185V188H94V186H96L97 184H95L94 186L92 185V184H90ZM141 185V186H140ZM157 185V186H156ZM159 185V186H158ZM164 185V186H163ZM238 185V186H237ZM259 185H260V187H259ZM93 186V187H92ZM120 186V185H119ZM143 186H145V187H143ZM152 188H151V187ZM164 187V188H162V187ZM233 186H235V189L233 190V189H231ZM236 186H237V188H236ZM241 186V187H240ZM90 187V186H89ZM97 187V186H96ZM139 187V188H138ZM226 187V188H225ZM247 187H248V189H247ZM253 187H254V190H253ZM144 188V189H143ZM249 188H250V190H249ZM257 188H260V189H257ZM159 189V190H158ZM252 189V190H251ZM261 189H263V190H261ZM156 190V191H155ZM158 190V191H157ZM162 190V191H161ZM226 190V191H225ZM86 191V190H85ZM89 191V190H88ZM90 191H91V189H90ZM232 191H235L237 194H234ZM239 191H240V193H239ZM253 193H251V192ZM260 191V192H259ZM263 193H262V192ZM160 192V193H159ZM249 192V193H248ZM140 193V194H139ZM163 193V194H162ZM241 193L243 194V195H241ZM229 193H226L224 196L226 197V199L227 200H229L228 198H231V196L230 195H228ZM254 194H255V196H254ZM259 194H261L260 196H259ZM86 195V194H85ZM161 195V196H160ZM165 195H167L166 197L168 198V199H166V197H164ZM227 195H228V197H227ZM233 195H232V197H233ZM238 195V196H237ZM241 195V196H240ZM147 196V197H146ZM154 196H155V198H154ZM223 196V201H225V197ZM247 196V197H246ZM249 196V197H248ZM144 197V198H143ZM157 197V198H156ZM161 197V198H160ZM163 197L166 199H163ZM234 197L233 198H231L232 199V201H234L233 199H234ZM239 197V199H236V198H238ZM131 198V199H130ZM142 198V199H141ZM251 198H252V200H251ZM126 199H124V202H125V200ZM150 199V200H149ZM156 199V200H155ZM158 199V200H157ZM160 199V200H159ZM241 199V200H240ZM251 201H249V200ZM240 200V201H239ZM248 200V201H247ZM145 201V202H144ZM147 201V202H146ZM255 201H257V202H255ZM259 201V202H258ZM263 201V202H262ZM157 202V203H156ZM161 202H163V204L161 203ZM134 203V204H135ZM250 203V204H249ZM126 204V203H125ZM129 203H127V205H128ZM144 204V205H143ZM158 206H157V205ZM162 204V205H161ZM235 204V203H234ZM256 204H257V206H256ZM125 206L126 208H124V210L125 211H123L122 212V214H126V215H122V216H124V221H126L127 222V220L126 219H128V221H132V219L131 218H126L125 216H127V214L129 213L130 215H131V209H136V210H138L137 208H134V206H132L133 204H129L128 206ZM236 205V204H235ZM131 206H132V208H131ZM145 206V207H144ZM236 206H238V205H236ZM255 206V207H254ZM127 207H130L128 210H127ZM151 207H152V209L153 210H150L151 209ZM156 207V208H155ZM240 207V206H239ZM253 208V209H252ZM256 208V209H255ZM144 211H143V210ZM250 209V210H249ZM251 209H252V211H251ZM148 210V211H147ZM150 210V211H149ZM126 211H130V212H126ZM133 211V210H132ZM143 211V212H142ZM147 211V212H146ZM257 211V212H256ZM124 212H126V213H124ZM246 212H249V214L247 213L246 214ZM254 212V213H253ZM133 213V215H135V216H137L136 214H134V213H136V211H133L132 212ZM139 213H137V214H139ZM141 214V215H142ZM252 214V215H251ZM129 215V216H130ZM243 215V214H242ZM256 215H257V217H256ZM145 216V217H146ZM149 216V215H148ZM147 216V217H148ZM153 216V217H152ZM238 216V215H237ZM244 216V215H243ZM251 216V217H250ZM131 217H132V215H131ZM134 217V216H133ZM144 217V218H145ZM239 217V216H238ZM247 217H248V219H247ZM136 218V217H135ZM149 218V219H150ZM234 218V217H233ZM134 219V218H133ZM150 219V220H151ZM224 220V219H223ZM238 220V221H237ZM254 220H255V223H254ZM234 221V220H233ZM240 221V222H239ZM248 221V222H247ZM242 223V224H239V223ZM243 222H245V223H243ZM251 224H250V223ZM224 223V222H223ZM127 224H128V222H127ZM126 224V225H127ZM237 224H239V225H237ZM250 226V227H249ZM254 226V227H253ZM245 227V228H244ZM247 228V229H246ZM251 229H253V230H251ZM217 230V229H216ZM215 230V231H216ZM224 230H226V228H224L223 227V232H224ZM241 230V231H240ZM247 230H249L248 231V233H245V232H247ZM214 231V230H213ZM212 232V231H211ZM216 232H218V231H216ZM216 232H214V234L216 233ZM213 233V232H212ZM225 233V232H224ZM223 233V234H224ZM227 233V232H226ZM244 233V234H243ZM211 235H213V234H211ZM217 235H218V233H217ZM243 235V236H242ZM208 236V235H207ZM214 236V235H213ZM240 236H241V238H240ZM245 236V237H244ZM224 238V237H223ZM241 239V240H240ZM245 240H246V242H245ZM239 241V242H238ZM236 244H238V246L236 245ZM237 247H236V246ZM234 247H236V249L234 248ZM232 248V249H231ZM231 249V250H230ZM234 249V251H232ZM230 250V251H229ZM239 250V251H238ZM232 251V252H231ZM235 251H237V253H235ZM230 252V253H229ZM235 253V254H234ZM227 256H230V257H227Z\"/></svg>", "mask_w": 264, "mask_h": 264}]
</instances>
